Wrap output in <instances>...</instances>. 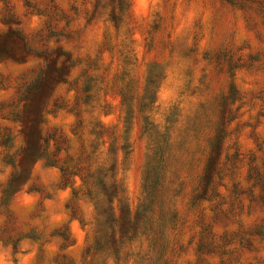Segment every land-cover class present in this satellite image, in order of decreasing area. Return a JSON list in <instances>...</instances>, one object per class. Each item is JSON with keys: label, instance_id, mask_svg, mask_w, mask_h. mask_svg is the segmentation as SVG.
Instances as JSON below:
<instances>
[{"label": "rangeland", "instance_id": "obj_1", "mask_svg": "<svg viewBox=\"0 0 264 264\" xmlns=\"http://www.w3.org/2000/svg\"><path fill=\"white\" fill-rule=\"evenodd\" d=\"M260 148L264 0H0V264H197L212 156L240 253Z\"/></svg>", "mask_w": 264, "mask_h": 264}, {"label": "trees", "instance_id": "obj_2", "mask_svg": "<svg viewBox=\"0 0 264 264\" xmlns=\"http://www.w3.org/2000/svg\"><path fill=\"white\" fill-rule=\"evenodd\" d=\"M231 1V0H227ZM223 130L221 129L220 132ZM219 141L223 136H219ZM263 144V143H262ZM258 154L256 165L252 166L248 173L246 182L249 183L247 191L236 193L235 197L238 198V202L241 207L247 206L248 223L244 230L243 237L238 238L241 245V252H238L236 246H232L237 241L235 238H228V234L234 233L226 225L223 231L219 233L217 226L221 221L227 223H234L236 220L228 213V202L225 198H228L227 193L217 189L214 179L218 174V158L215 161V157H209L205 168L201 173L200 188L195 191L190 198L191 210H194L199 202L205 200L211 202L212 198L220 197L221 201L214 205V221L212 222V228H204L201 234L200 240L197 244V252H199V261L197 264H253L252 259L261 260V256L254 254L252 259L246 255V251H252V247L256 239L264 240V149ZM241 195V196H240ZM244 195V196H243ZM254 211H259L261 214L254 215ZM175 219L171 222L174 224L178 220L177 212L173 211L172 215ZM197 235V234H196ZM168 246L164 249V253L168 250ZM163 253V252H162ZM239 254V255H238ZM164 260L159 257L160 264H169L170 260L163 254ZM212 258V260H211Z\"/></svg>", "mask_w": 264, "mask_h": 264}]
</instances>
